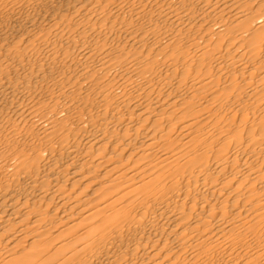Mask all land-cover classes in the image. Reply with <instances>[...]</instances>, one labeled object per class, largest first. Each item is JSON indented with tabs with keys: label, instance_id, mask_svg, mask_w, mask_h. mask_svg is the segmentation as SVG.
<instances>
[{
	"label": "bare ground",
	"instance_id": "6f19581e",
	"mask_svg": "<svg viewBox=\"0 0 264 264\" xmlns=\"http://www.w3.org/2000/svg\"><path fill=\"white\" fill-rule=\"evenodd\" d=\"M0 264H264V0H0Z\"/></svg>",
	"mask_w": 264,
	"mask_h": 264
}]
</instances>
